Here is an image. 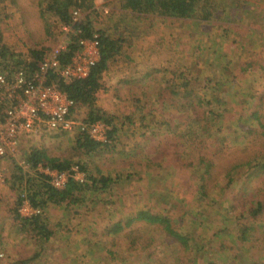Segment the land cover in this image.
<instances>
[{"label": "rangeland", "instance_id": "obj_1", "mask_svg": "<svg viewBox=\"0 0 264 264\" xmlns=\"http://www.w3.org/2000/svg\"><path fill=\"white\" fill-rule=\"evenodd\" d=\"M45 1L0 0V34L13 55L7 69L0 54V74L24 69L34 50L69 43L71 33L44 13ZM92 1L79 19L93 11L95 32L123 39L97 102L119 128L114 152L80 156L74 126L23 136L15 156L0 158L5 264H264V174L256 168L264 160V0H206L209 21L136 15L121 8L123 0ZM86 114L77 113L76 122ZM34 148L117 179L108 194L93 196L98 204L87 194L84 204L50 207L55 233L43 248L13 221L19 196L7 184L17 165L36 176L23 162ZM116 208L125 215L151 209L186 241L146 222L110 233L126 218Z\"/></svg>", "mask_w": 264, "mask_h": 264}, {"label": "trees", "instance_id": "obj_2", "mask_svg": "<svg viewBox=\"0 0 264 264\" xmlns=\"http://www.w3.org/2000/svg\"><path fill=\"white\" fill-rule=\"evenodd\" d=\"M94 8L92 0H48L45 1L44 13L52 14L57 17L64 25H70L73 33L70 34L69 45L67 49L60 54V61L63 66L72 61L75 53L79 50V41L82 39H90L94 35L99 36L101 58L99 62L92 68L89 76L81 81H73L66 83L62 81L54 72L49 74V82H56L59 88L67 94L73 101L74 106L71 109L70 118H74L77 113L85 111L86 117L83 122L93 124L103 122L110 127L106 142H97L88 134L80 131L74 141L76 152L80 156L92 157L96 154L105 153V151L114 152L115 144L118 139L119 128L115 126V117L108 115L102 111L97 105L98 95L105 91L104 78L110 72L111 66L121 56L123 49V39L121 36L114 37L105 31H94L93 23L89 13L83 20L74 22L72 11H78L80 14L84 11H90ZM123 10L135 13L136 15H151L163 19H183V20H202L209 21L213 12L206 0H123ZM216 11V8H214ZM219 10V9H218ZM9 49L3 43V36L0 34V54L2 59L7 63V69L11 65L10 59L13 55L9 54ZM33 61L28 63L24 69L29 72L37 70L40 61L43 59L44 53L41 51H32ZM20 64V63H19ZM137 110L141 111L144 107L139 106L140 101L137 100ZM137 112L127 118L133 122L138 115ZM257 116V115H256ZM143 122V119H140ZM125 123L122 124V126ZM122 128V127H121ZM26 166L36 174L35 177L24 175L22 166L17 165V170L7 181L10 190L16 192L19 196L16 207L12 210L14 222L21 231L30 235L36 240L38 245L43 248L49 243L54 236L55 231L50 228V218L48 209L54 206H65L68 208L72 205L84 204L88 201L87 194L94 204L101 200L93 199L94 195H106L117 183V179L106 177L104 175L94 176L88 174L86 166L83 162L76 164L80 174H85V181H76L73 177L74 164L70 161H62L58 158H49L40 149H31L25 158ZM51 169L60 172H69L71 175L64 189H57L51 183V177L41 173V169ZM260 173L264 174V160L256 165ZM118 181H120L118 179ZM120 199V198H118ZM24 201H29L34 209L40 210V214L25 217L20 213L19 207ZM118 203V202H117ZM116 203V204H117ZM111 203H106L107 210ZM115 204V205H116ZM109 205V206H108ZM102 206L101 211L104 210ZM116 215L124 216L120 209H115ZM124 219H118L114 226L111 227L113 234H122L126 228L134 223L146 222L148 225H161L166 233L178 240L185 242L186 239L172 228L167 217L155 214L151 209H140L131 214L125 215ZM254 216V214L252 215Z\"/></svg>", "mask_w": 264, "mask_h": 264}, {"label": "built area", "instance_id": "obj_3", "mask_svg": "<svg viewBox=\"0 0 264 264\" xmlns=\"http://www.w3.org/2000/svg\"><path fill=\"white\" fill-rule=\"evenodd\" d=\"M78 11L72 12L74 22H78ZM63 31L73 33L70 25L62 24ZM68 44L46 52L34 72L19 69L14 76L0 74V158L15 156L23 136L41 135L45 130L69 131L74 126L88 134L97 142H106L109 127L103 122L93 124L77 123L70 118L73 101L56 82H49V74L54 72L62 81L69 83L86 79L101 58L99 36L79 41V50L72 61L63 66L60 54ZM41 173L51 177L52 185L64 189L71 175L49 168ZM78 168L73 172H78ZM74 178V177H73ZM20 213L25 217L40 214L29 201H24ZM6 255L0 250V264H5Z\"/></svg>", "mask_w": 264, "mask_h": 264}, {"label": "crops", "instance_id": "obj_4", "mask_svg": "<svg viewBox=\"0 0 264 264\" xmlns=\"http://www.w3.org/2000/svg\"><path fill=\"white\" fill-rule=\"evenodd\" d=\"M11 157V156H10ZM7 159H9V158H7ZM11 160H8V162H10ZM25 161V158L23 159V162Z\"/></svg>", "mask_w": 264, "mask_h": 264}]
</instances>
